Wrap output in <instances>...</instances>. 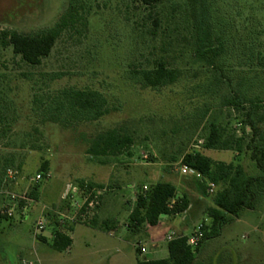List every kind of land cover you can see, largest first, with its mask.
Instances as JSON below:
<instances>
[{"label":"rangeland","instance_id":"374dc122","mask_svg":"<svg viewBox=\"0 0 264 264\" xmlns=\"http://www.w3.org/2000/svg\"><path fill=\"white\" fill-rule=\"evenodd\" d=\"M247 1L209 0L211 22L219 28L225 54L215 68H208L195 57L189 0H164L154 9L141 0H0V31L40 33L53 27L71 4L80 5L85 17L84 25L64 33L37 67L0 44V174L6 167L20 177L17 184L8 181L0 189V210L12 203L9 194L19 197L14 216L1 221L0 264H138L140 258L167 257L166 249L139 256L140 246L148 252L149 245L135 238L137 232L128 226L130 214L144 186L176 179L185 154L234 160L233 151L204 149L201 140L212 123L241 134L242 112L223 107L226 98L239 95L252 105L264 101V69L248 72L244 54H238V46L252 42L251 31L264 21L263 11L245 16ZM160 61L182 71L178 82L157 89L134 82L132 70L151 69ZM215 76L222 82L211 86ZM67 89L102 93L109 113L97 121L65 125L45 116L46 106ZM207 110L210 115L204 118ZM119 127L132 136L133 145L125 151L129 154L109 157L103 164L87 150L97 134ZM44 162L49 178L31 182L42 174ZM241 162L254 172L248 155ZM81 182L105 186L98 210H105V221L100 224L98 218L99 230L126 234L127 242L78 227L69 233L70 248L58 251L52 225L35 238L43 208L67 212L69 203L61 198L66 184ZM185 184L193 201L195 188L204 195L199 222L209 219L207 209L219 187L211 192L209 183ZM36 187L37 201L29 198ZM24 196L29 200L20 198ZM195 257V264H264V204L229 216L220 235L210 238Z\"/></svg>","mask_w":264,"mask_h":264},{"label":"trees","instance_id":"16d2710c","mask_svg":"<svg viewBox=\"0 0 264 264\" xmlns=\"http://www.w3.org/2000/svg\"><path fill=\"white\" fill-rule=\"evenodd\" d=\"M141 2L146 7L154 9L164 0H141ZM189 4L190 14L194 19L195 57L205 63L208 68H215L216 63L225 54V43L218 33L219 28L214 27L211 22L209 0H189ZM80 10H82L80 5L71 4L53 27L37 34H23L16 30L0 31V44L4 48L12 47L14 55L20 57L26 64L33 67L40 66L42 60L50 56L64 33L71 31L78 24L84 25L85 17ZM245 11L247 18L250 11L264 12V0L247 1ZM250 34H252V42H243L242 46H238L240 51L238 54H244L245 66L250 67L248 72H252L253 67L264 69V21H261L258 28L252 30ZM234 38L238 36L235 35ZM130 73L134 82L153 89L173 85L182 76V71L169 67L164 61L158 62L154 68L134 69ZM221 82L215 76L214 84L211 86L219 85ZM223 103V107L242 112L241 134L238 135L237 131H230L228 128L212 123L209 134L201 140V146L209 150L249 153L250 159L258 170V175L248 174L240 164L214 161L200 152L187 153L183 156L181 165L199 173L201 184L209 183L219 187L213 197L214 207L208 210V217L212 222L211 226L205 228L203 242L218 237L223 225L228 222L229 216L238 217L243 211H254L262 205L264 199V101L252 105L246 101L242 102L240 96L236 95L233 98H226ZM108 113V101L102 93L75 89L60 92L44 111L45 116L63 125L70 121L74 123L97 121ZM209 115L210 110H207L203 117L207 118ZM132 145V136L123 127H119L97 134L87 151L96 155L98 161L105 164V160L109 157L129 154L125 151H129ZM7 169L4 167L3 174H0L3 176L0 177V186L3 184ZM48 172V163L44 162L41 173L46 175ZM78 187L81 195L93 188L105 189L104 185L95 186L85 182L78 184ZM29 198L38 200L37 187L29 192ZM189 205V198L179 197L172 183L156 182L147 190L142 188L138 193L128 226L135 232L143 227H156L164 217L184 214ZM5 218L7 217L0 214V225ZM86 224L91 227L97 226L95 218ZM72 229L73 227L54 228V249L66 251L70 248L72 239L69 233ZM187 241L186 236L176 238L168 243V258L159 260L140 258L138 264H195V256L199 248L191 249ZM141 255L140 253L139 256Z\"/></svg>","mask_w":264,"mask_h":264},{"label":"built area","instance_id":"2783aa9c","mask_svg":"<svg viewBox=\"0 0 264 264\" xmlns=\"http://www.w3.org/2000/svg\"><path fill=\"white\" fill-rule=\"evenodd\" d=\"M181 173L184 175H192L196 177H201L199 173L188 168L187 166L181 165ZM49 178V175L46 174H38L35 178L31 179V182L39 183L42 179ZM19 177V172L13 169H7L6 177L3 181V186L10 183L17 184ZM213 188L215 185H210V191L213 192ZM144 190H147L148 187L144 186ZM106 189L93 188L91 190H87L85 194L81 195L80 189L78 186H74L73 184H69L63 194L62 199L69 203V209L65 213L55 212L47 210V207L43 208L42 214L38 217L35 222L34 228V236L35 238L41 235L50 225L60 228H68L74 227L78 224H86L91 221L98 213V210L102 203V197ZM11 198V204L6 205L2 210H0V214L5 217H13L16 210L17 204L16 201L19 198L15 193L9 194ZM23 200H29L26 196L20 197ZM209 219H205L204 221L199 222L194 231L190 236H188V245L191 249L196 250L202 244L205 238V228L207 227V223ZM53 228V229H54ZM183 235H178L176 232L171 231L165 237V242L170 243L176 238H180ZM141 254L145 255L147 253V248L145 246H140Z\"/></svg>","mask_w":264,"mask_h":264},{"label":"crops","instance_id":"0c3cea01","mask_svg":"<svg viewBox=\"0 0 264 264\" xmlns=\"http://www.w3.org/2000/svg\"><path fill=\"white\" fill-rule=\"evenodd\" d=\"M233 153H234V160L233 161H231V162L219 161V162L235 163V164L242 165L241 157L244 155H248L250 157L249 153H241V154H238L236 152H233ZM213 160L218 161L215 159H213ZM251 162L253 164V170H254L253 173H249L248 170H246L243 165L242 166L244 167L245 171L248 174H250L252 176H256V175H258V170H256L254 162L252 160H251ZM176 179L172 180V179L168 178L167 180H169L168 182L172 183L176 187L179 197L186 196L189 198V200H190L189 208H188L187 212H185L182 215H179L176 217H164V218H162L161 222L156 227H143L137 232L136 235H134L135 238H137V239L140 238V240H146L147 245H149L147 254H152V255L159 254V253L162 254V253H164V249H166V251H165L167 253L166 258H168V256H169L168 243L165 242L166 235L169 232L174 231L178 235H183V236L188 237L192 234L196 225L201 220L200 214H201L202 210L199 208L198 205H199V203L203 202V200H204L203 196L204 195L201 191H199L197 188H195L193 190L195 201H193L188 196V194L190 193V188L187 187V184L184 185L185 180L186 181H195L196 183L201 184L199 181L201 179V177L199 178V177L192 176V175H184V174L177 171ZM69 184L70 183L66 184V187L64 189L63 194L65 193V190ZM2 186H3V184H1L0 189L2 188ZM63 194H62V196H63ZM104 195H105V193H104ZM263 204H264V199L262 201V206H263ZM211 205L212 206H209L207 210L214 207V201H213V203H211ZM68 206H69V204H68ZM104 211L105 210L102 207L98 213L97 218H95L96 224H97L98 218L102 219V220H100L101 221L100 224H102L105 221V220H103L104 218H102V216H105ZM211 222H210V225L208 224V227L211 226ZM78 227H85L91 231L99 233L100 235L106 234V233L102 232L101 230H99L98 224L96 227H91L90 225H87V224H78V225L73 227L71 233H75L76 229ZM106 235H108L111 238V240L118 241V242H120V241L127 242L126 240H129L126 238L127 237L126 234L118 233V231H109V233H107ZM207 241L200 248V250L198 252L199 255H200V252H203L207 248ZM166 258H154L151 260H159V259H166Z\"/></svg>","mask_w":264,"mask_h":264}]
</instances>
